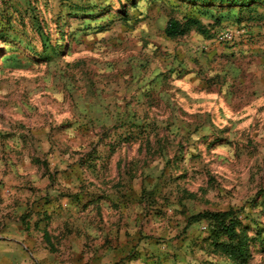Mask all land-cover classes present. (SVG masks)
<instances>
[{"label":"rangeland","instance_id":"obj_1","mask_svg":"<svg viewBox=\"0 0 264 264\" xmlns=\"http://www.w3.org/2000/svg\"><path fill=\"white\" fill-rule=\"evenodd\" d=\"M245 3L0 0V264H264V0ZM189 17L204 33L165 35Z\"/></svg>","mask_w":264,"mask_h":264},{"label":"trees","instance_id":"obj_2","mask_svg":"<svg viewBox=\"0 0 264 264\" xmlns=\"http://www.w3.org/2000/svg\"><path fill=\"white\" fill-rule=\"evenodd\" d=\"M248 3L243 4V6L250 5H261V0H247ZM193 31H199L204 33V26L200 19L197 17H189L184 20H179L176 18H172L167 27L165 28V35L168 38L176 39L180 37H184L190 34ZM205 218H209L213 222H215L216 226L222 230L226 235L230 237H236L238 235L236 227L234 225H228L226 223V215L220 213H206L203 215ZM244 252L243 250H241Z\"/></svg>","mask_w":264,"mask_h":264},{"label":"built area","instance_id":"obj_3","mask_svg":"<svg viewBox=\"0 0 264 264\" xmlns=\"http://www.w3.org/2000/svg\"><path fill=\"white\" fill-rule=\"evenodd\" d=\"M221 40H224L225 42L232 41L233 40V34L232 33H227V34L222 36Z\"/></svg>","mask_w":264,"mask_h":264},{"label":"crops","instance_id":"obj_4","mask_svg":"<svg viewBox=\"0 0 264 264\" xmlns=\"http://www.w3.org/2000/svg\"><path fill=\"white\" fill-rule=\"evenodd\" d=\"M214 43H216V42L214 41Z\"/></svg>","mask_w":264,"mask_h":264}]
</instances>
